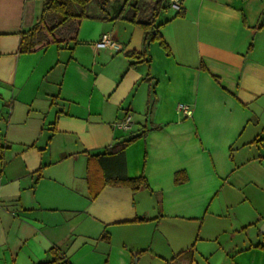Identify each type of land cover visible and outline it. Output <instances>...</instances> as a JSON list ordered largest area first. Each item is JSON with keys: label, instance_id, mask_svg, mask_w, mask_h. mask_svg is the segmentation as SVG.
<instances>
[{"label": "crops", "instance_id": "1", "mask_svg": "<svg viewBox=\"0 0 264 264\" xmlns=\"http://www.w3.org/2000/svg\"><path fill=\"white\" fill-rule=\"evenodd\" d=\"M40 12L0 0V264L52 246L72 264H264V0H181L158 22L169 53L94 17L74 40L20 53ZM103 34L117 47L97 46ZM134 135L124 171L147 186L89 198L88 154Z\"/></svg>", "mask_w": 264, "mask_h": 264}, {"label": "trees", "instance_id": "2", "mask_svg": "<svg viewBox=\"0 0 264 264\" xmlns=\"http://www.w3.org/2000/svg\"><path fill=\"white\" fill-rule=\"evenodd\" d=\"M113 1L115 0H41V12L36 21L29 28L19 32L18 51L28 53L48 44L59 45L74 40L80 21L94 17L109 20L121 19L137 25L143 30L145 46L157 41L164 51L169 53V47L160 33L163 23L157 22L160 11L166 7L169 0H122L117 5H113ZM93 4L97 7V14L89 12V7ZM181 14L182 12L178 10L175 15ZM127 55L140 59L143 54L132 51ZM138 136H131L106 148L104 152L88 154L86 179L89 198L93 199L105 185L125 186L132 191H137L141 186H147L143 175L128 177L124 171V149ZM108 157H114L115 162L119 163L117 171L108 172L105 169ZM185 178L184 173L176 172L174 182L179 183ZM49 253L50 259L34 264H72L58 246L50 247Z\"/></svg>", "mask_w": 264, "mask_h": 264}, {"label": "built area", "instance_id": "3", "mask_svg": "<svg viewBox=\"0 0 264 264\" xmlns=\"http://www.w3.org/2000/svg\"><path fill=\"white\" fill-rule=\"evenodd\" d=\"M169 3L175 8H179L181 4V0H169ZM97 46L109 45L113 47H117V44L113 41H110L106 34H103L101 39L96 42ZM178 110L182 111L185 115L190 116L192 114L191 109L188 105L179 103L177 105ZM115 125L121 129L128 130L132 125L131 115L128 113L124 118L115 122ZM264 159V155L262 156Z\"/></svg>", "mask_w": 264, "mask_h": 264}, {"label": "rangeland", "instance_id": "4", "mask_svg": "<svg viewBox=\"0 0 264 264\" xmlns=\"http://www.w3.org/2000/svg\"><path fill=\"white\" fill-rule=\"evenodd\" d=\"M122 0H115L112 2L113 5H117ZM173 11V7L170 5V3L166 4V7L163 8L160 12L159 17L157 18V22L162 21L165 17H167L171 12Z\"/></svg>", "mask_w": 264, "mask_h": 264}]
</instances>
